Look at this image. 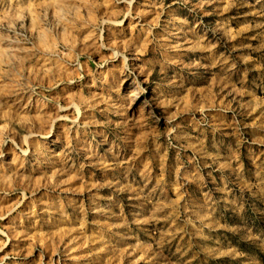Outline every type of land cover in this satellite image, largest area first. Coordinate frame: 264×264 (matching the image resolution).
Returning <instances> with one entry per match:
<instances>
[{
  "label": "rangeland",
  "instance_id": "374dc122",
  "mask_svg": "<svg viewBox=\"0 0 264 264\" xmlns=\"http://www.w3.org/2000/svg\"><path fill=\"white\" fill-rule=\"evenodd\" d=\"M0 264H264V0H0Z\"/></svg>",
  "mask_w": 264,
  "mask_h": 264
},
{
  "label": "bare ground",
  "instance_id": "6f19581e",
  "mask_svg": "<svg viewBox=\"0 0 264 264\" xmlns=\"http://www.w3.org/2000/svg\"><path fill=\"white\" fill-rule=\"evenodd\" d=\"M134 95L130 94L129 97H133Z\"/></svg>",
  "mask_w": 264,
  "mask_h": 264
}]
</instances>
